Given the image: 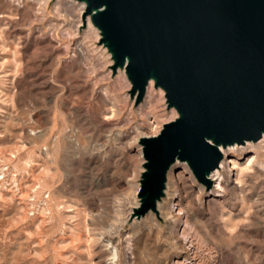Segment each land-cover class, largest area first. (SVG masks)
Listing matches in <instances>:
<instances>
[{"label":"rangeland","instance_id":"1","mask_svg":"<svg viewBox=\"0 0 264 264\" xmlns=\"http://www.w3.org/2000/svg\"><path fill=\"white\" fill-rule=\"evenodd\" d=\"M83 4L0 0V264H264V142L227 153L222 192L176 163L131 218L139 141L177 113L131 96Z\"/></svg>","mask_w":264,"mask_h":264},{"label":"water","instance_id":"2","mask_svg":"<svg viewBox=\"0 0 264 264\" xmlns=\"http://www.w3.org/2000/svg\"><path fill=\"white\" fill-rule=\"evenodd\" d=\"M137 102L149 82L177 117L142 138L138 207L153 212L177 162L209 191L220 148L264 134V0H77Z\"/></svg>","mask_w":264,"mask_h":264},{"label":"bare ground","instance_id":"3","mask_svg":"<svg viewBox=\"0 0 264 264\" xmlns=\"http://www.w3.org/2000/svg\"><path fill=\"white\" fill-rule=\"evenodd\" d=\"M85 4H83V6H84ZM88 26H90V24H88ZM152 85H153V82L152 81H150L149 82V85L147 86V93H148V98H151L152 97V91H151V87H152ZM149 136V135H148ZM148 136L146 135L144 138H148ZM264 142V134H263V136H262V138L260 139V141L259 142H256V143H258V144H260V143H263ZM252 143H255V142H251V141H247V142H245L244 144H246V145H249V144H252ZM243 144V145H244ZM238 147H240L238 144H233V145H231V146H227L226 148H220V150H221V152H222V154H223V159L221 160V162H220V164H219V168H217V169H215L213 172H212V174L210 175L211 176V179L213 180V182L214 183H216V186H215V189H214V191H216V192H222L223 190H222V184H221V182H222V180H223V176H222V174L220 173V170L221 169H223L225 166H233V168H234V166H235V162H236V160H237V155H235L234 154V156L233 157H231V158H229V159H226L225 160V157H226V155H227V153L229 152V153H233L234 152V150L235 149H237ZM243 148V147H242ZM244 150V149H243ZM253 161H255V158H252V159H250L248 162H247V164H246V166H249L251 163H253ZM184 165L185 163L184 162H177V165ZM173 167H175V165L173 166ZM172 167V168H173ZM232 168V169H233ZM222 190V191H221ZM211 192H213V191H211ZM116 256V254L114 253V255L112 256V257H115Z\"/></svg>","mask_w":264,"mask_h":264}]
</instances>
